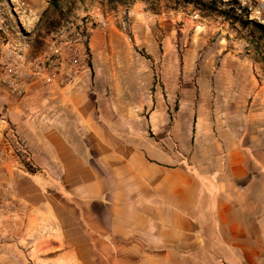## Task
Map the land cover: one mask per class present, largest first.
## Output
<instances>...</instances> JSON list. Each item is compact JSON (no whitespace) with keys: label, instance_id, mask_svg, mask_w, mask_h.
<instances>
[{"label":"crops","instance_id":"crops-1","mask_svg":"<svg viewBox=\"0 0 264 264\" xmlns=\"http://www.w3.org/2000/svg\"><path fill=\"white\" fill-rule=\"evenodd\" d=\"M221 62L231 69L213 90L227 102L197 107L190 139L158 88L108 76L88 87L87 71L73 86H30L13 113L41 172L0 166V223L27 222L9 216L15 199L50 208L82 264H264V74L240 51Z\"/></svg>","mask_w":264,"mask_h":264},{"label":"rangeland","instance_id":"rangeland-1","mask_svg":"<svg viewBox=\"0 0 264 264\" xmlns=\"http://www.w3.org/2000/svg\"><path fill=\"white\" fill-rule=\"evenodd\" d=\"M112 1L0 0V44L23 49L26 59L32 62L42 56L52 40L50 34L55 36L68 28L78 39L81 53L88 56V87L95 86V81L104 87L108 76L123 78L126 86L135 90L146 88L153 93L158 88L171 102L168 124L174 127L182 117L189 124L190 139L197 107L205 108L203 113L210 115L211 105L227 102L226 96L213 90L212 81L219 69H231V64L221 62L222 56L230 50L240 51L252 61L254 53L247 51L240 36L222 17L203 19L192 7L171 10L164 2L154 13L138 1L132 5ZM237 1L250 11L249 20L264 27V0ZM240 67L250 68L249 63H240ZM252 68L264 74V63L253 62ZM52 96L45 89L41 100L49 105ZM41 100L33 97L29 102L35 105ZM12 117L18 130V115L13 113ZM172 142L171 149H178L177 140ZM24 143L32 162L25 175L38 174L41 169L33 160L35 151ZM23 206L15 199L9 216L15 218L26 212V223L19 219L0 223V230L17 235L0 239V264H82L83 255L69 253L67 232L52 222L50 208L37 211L34 206ZM20 231L24 233L21 238Z\"/></svg>","mask_w":264,"mask_h":264},{"label":"built area","instance_id":"built-area-1","mask_svg":"<svg viewBox=\"0 0 264 264\" xmlns=\"http://www.w3.org/2000/svg\"><path fill=\"white\" fill-rule=\"evenodd\" d=\"M48 41L42 56L28 61L23 49L0 44V166L14 165L27 174L31 156L21 139L12 113L36 84L67 87L76 84L78 75L88 70V56L82 54L78 39L68 28Z\"/></svg>","mask_w":264,"mask_h":264},{"label":"trees","instance_id":"trees-1","mask_svg":"<svg viewBox=\"0 0 264 264\" xmlns=\"http://www.w3.org/2000/svg\"><path fill=\"white\" fill-rule=\"evenodd\" d=\"M140 2L154 13L162 2L167 9L177 10L192 7L198 15L205 18L222 17L240 36L248 52L255 55L253 62L264 63V27L249 20L250 11L242 7L237 0H113L114 4H134ZM57 7V6H55ZM237 26L241 29H238Z\"/></svg>","mask_w":264,"mask_h":264},{"label":"bare ground","instance_id":"bare-ground-1","mask_svg":"<svg viewBox=\"0 0 264 264\" xmlns=\"http://www.w3.org/2000/svg\"><path fill=\"white\" fill-rule=\"evenodd\" d=\"M261 22V21H260ZM263 22V21H262Z\"/></svg>","mask_w":264,"mask_h":264}]
</instances>
